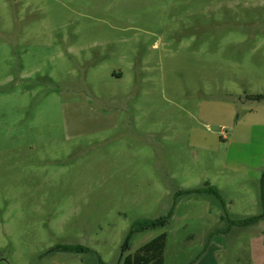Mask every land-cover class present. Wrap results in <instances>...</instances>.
<instances>
[{"label":"rangeland","instance_id":"obj_1","mask_svg":"<svg viewBox=\"0 0 264 264\" xmlns=\"http://www.w3.org/2000/svg\"><path fill=\"white\" fill-rule=\"evenodd\" d=\"M257 94L264 0H0V264H264Z\"/></svg>","mask_w":264,"mask_h":264},{"label":"trees","instance_id":"obj_2","mask_svg":"<svg viewBox=\"0 0 264 264\" xmlns=\"http://www.w3.org/2000/svg\"><path fill=\"white\" fill-rule=\"evenodd\" d=\"M255 99H264L263 94H257L254 96ZM264 177V173L262 175ZM264 185V180H263ZM264 187V186H263ZM180 194H190V193H212L218 197L217 189L212 185H204L196 189L181 190L177 192ZM262 205L264 208V188L262 190ZM223 218H226L230 226H249L251 224L257 223L260 219L264 217V212L261 215L250 216L244 219L232 220L228 218L226 210L224 209ZM171 212L167 215L161 216L156 219L149 218H139L133 222L129 235L133 232L142 231L148 228H153L157 226H164L168 223ZM129 238V236H128ZM166 232H162L151 240L147 241L141 245L134 253H129L125 255L122 259V264H164V251L166 247ZM129 248L128 239L122 246V251Z\"/></svg>","mask_w":264,"mask_h":264},{"label":"crops","instance_id":"obj_3","mask_svg":"<svg viewBox=\"0 0 264 264\" xmlns=\"http://www.w3.org/2000/svg\"><path fill=\"white\" fill-rule=\"evenodd\" d=\"M257 250V249H256ZM258 251V250H257ZM201 262V261H200Z\"/></svg>","mask_w":264,"mask_h":264}]
</instances>
